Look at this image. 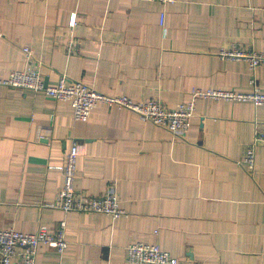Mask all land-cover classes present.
Here are the masks:
<instances>
[{
    "label": "crops",
    "instance_id": "obj_1",
    "mask_svg": "<svg viewBox=\"0 0 264 264\" xmlns=\"http://www.w3.org/2000/svg\"><path fill=\"white\" fill-rule=\"evenodd\" d=\"M71 37L80 50L67 55ZM24 48L49 86L66 76L171 109L193 89L247 93L254 81L264 93L263 68L220 56L264 54V0H0V79L27 68ZM255 130L264 132V105L199 100L189 131L176 136L102 103L77 122L68 103L0 86V231L53 233L64 221L67 249L40 245L35 264H128L136 242L177 264H264V146L253 172L242 165ZM73 142L76 193L113 187L124 216L47 206L63 181L53 168Z\"/></svg>",
    "mask_w": 264,
    "mask_h": 264
},
{
    "label": "built area",
    "instance_id": "obj_2",
    "mask_svg": "<svg viewBox=\"0 0 264 264\" xmlns=\"http://www.w3.org/2000/svg\"><path fill=\"white\" fill-rule=\"evenodd\" d=\"M158 2L161 5L173 4L175 0H146ZM164 15L160 16L163 25ZM69 30L76 27V16L72 14L69 19ZM80 50V43L73 37L70 38L65 48L67 55H74ZM28 66L23 71H13L6 78L0 79V86L22 89L32 93H43L47 99L55 102L68 103L73 112V119L77 122H86L98 103L108 107L126 109L136 113L143 121L166 129L176 136L186 134L194 117L196 102L199 100H224L229 102H248L254 107L264 105V93L260 91L255 82L252 90L247 93L235 91L199 90L193 89L187 102L178 104L175 108H167L160 101L148 100L134 102L126 96H105L79 81H70L62 76L55 86L45 85V80L40 72V63L32 62L28 48H24ZM222 58L245 61L251 71L257 68L264 69V54L232 49L222 51ZM264 146V132L255 130L251 142L246 146L242 165L248 172L255 169L256 150ZM79 156L78 144L73 142L68 149L62 165L54 167L61 172L62 186L54 201L47 206L64 213L102 214L117 220L125 215L120 207L113 187L98 197L76 193L74 177L76 163ZM66 223L61 221L58 229L49 233L45 227H40L35 233L25 234L14 230L0 231V264H35L37 249L45 245L50 249L63 253L68 243L65 238ZM125 259L128 264H177L178 260L168 252L161 250L156 244L143 242L130 243L125 249Z\"/></svg>",
    "mask_w": 264,
    "mask_h": 264
},
{
    "label": "water",
    "instance_id": "obj_3",
    "mask_svg": "<svg viewBox=\"0 0 264 264\" xmlns=\"http://www.w3.org/2000/svg\"><path fill=\"white\" fill-rule=\"evenodd\" d=\"M45 85H47L46 80H45Z\"/></svg>",
    "mask_w": 264,
    "mask_h": 264
}]
</instances>
